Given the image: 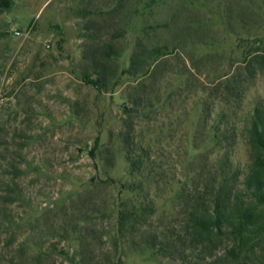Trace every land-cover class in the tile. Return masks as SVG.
<instances>
[{
  "label": "rangeland",
  "instance_id": "374dc122",
  "mask_svg": "<svg viewBox=\"0 0 264 264\" xmlns=\"http://www.w3.org/2000/svg\"><path fill=\"white\" fill-rule=\"evenodd\" d=\"M263 37L264 0H0V264H215L185 214L242 190Z\"/></svg>",
  "mask_w": 264,
  "mask_h": 264
},
{
  "label": "trees",
  "instance_id": "16d2710c",
  "mask_svg": "<svg viewBox=\"0 0 264 264\" xmlns=\"http://www.w3.org/2000/svg\"><path fill=\"white\" fill-rule=\"evenodd\" d=\"M258 41L264 45V37ZM136 57L139 58L138 55ZM136 63L137 61L133 60V66ZM83 79L85 83L99 87L98 83L89 77ZM99 140V138L96 139V148ZM247 146L249 163L246 173L243 174V181L240 183L242 190L238 196H235L236 199H232L231 194H224L223 187L216 186L210 194L209 206L199 204L198 202L204 201V198L200 197L196 199L197 202L191 207L190 213L185 214V230L190 233L193 244L202 243L210 246L214 238L219 237L229 243L222 256L214 262L215 264L218 261L224 264H249V261L255 259L260 264H264V114L259 109L249 121ZM94 154L92 153V156H95ZM226 159L225 166L229 168V152ZM143 164V160L131 161L132 173L141 172ZM230 172L231 170L226 169L222 174L226 183L229 180L238 179V177H232ZM104 183L116 184V181L105 180ZM184 189L179 190L178 199L185 197ZM118 214L119 240L117 242L124 237L129 225L136 222L138 217L137 212L123 208Z\"/></svg>",
  "mask_w": 264,
  "mask_h": 264
}]
</instances>
